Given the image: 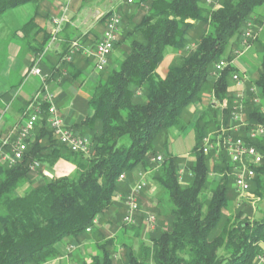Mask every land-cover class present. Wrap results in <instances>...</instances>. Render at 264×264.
<instances>
[{
  "label": "trees",
  "instance_id": "trees-1",
  "mask_svg": "<svg viewBox=\"0 0 264 264\" xmlns=\"http://www.w3.org/2000/svg\"><path fill=\"white\" fill-rule=\"evenodd\" d=\"M28 3L36 6L34 15L21 30L31 44L29 33L36 26L42 0H0V17ZM117 10L122 26L114 49L120 47L122 58L117 66L99 71L85 101L89 112L74 130L69 126L89 138V153L71 151L53 136L45 111L48 102H42L44 113L26 139L22 157L13 165L0 162V264H44L58 256L56 245L63 239L80 243L92 235L99 224L93 223L95 218L98 220L115 204L118 193L127 194L118 190L120 181L129 185L127 177L137 169L142 170L138 173L149 170L159 150L163 158L155 162L153 177L173 206L168 226L152 230L148 243L141 242L135 249L128 247L122 263L114 261L110 248L102 244L98 247L100 255L88 254L79 264H256L257 255L264 256L260 246L264 243V214L251 219L240 208L223 214L228 205L227 191L233 190L229 163L223 154L218 158L204 154L201 141L221 125L215 100L228 102L223 109L224 127L228 126L232 106L231 76L237 69L229 63L217 77H211L213 67L221 58L228 62L235 58L234 50L247 22L251 20L256 28L263 19L264 0H217L210 5L205 0H124ZM42 11L49 15L48 9ZM110 12L102 14L98 23L105 24ZM138 13L141 16L135 21ZM64 28L59 32L62 49L46 72L45 81L59 80V85L65 86L75 75H71L73 60L63 59L74 33L67 36ZM88 34L82 42L89 39ZM50 37L51 30L37 28L31 40L35 55L43 53ZM190 41L194 46L189 49L186 46ZM256 41L255 36L250 43ZM168 51L173 57L167 62ZM259 57L256 77L246 84L247 125L240 135L254 124L264 126V45ZM83 62L84 66H94L91 56H84ZM251 85L258 89L256 94L250 90ZM207 91L214 100L192 124L183 125L181 117L186 107ZM21 109L26 117V106ZM187 125H192L195 144L193 159L186 160L169 152L167 138L170 128L182 130ZM11 142L0 141V151L9 152ZM253 143L262 161L250 193L264 200V135ZM62 157L73 163L71 175L53 176L16 194L29 182L34 162L52 165ZM181 167L184 173L179 180ZM121 173L125 175L123 180H119Z\"/></svg>",
  "mask_w": 264,
  "mask_h": 264
},
{
  "label": "built area",
  "instance_id": "built-area-1",
  "mask_svg": "<svg viewBox=\"0 0 264 264\" xmlns=\"http://www.w3.org/2000/svg\"><path fill=\"white\" fill-rule=\"evenodd\" d=\"M132 2V0H126ZM217 0H205L208 5L214 4ZM68 6L64 5L61 9V13L51 19V37L43 53L38 54L35 59V64L30 68L31 74L39 76L43 81L48 77L47 73H42L38 63L43 55L50 49L51 46L58 40L59 32L62 29L63 24L67 21ZM100 15L98 16V18ZM122 26V16L112 11L106 18L103 30L100 37L95 43L92 49L86 47L82 48L77 39L72 40L67 54L64 56V60L71 62L74 55L78 51H82L84 54L91 56L94 61V68L97 72L104 69L108 63L114 46L119 38L120 30ZM252 21L249 20L246 27L243 29L239 47L234 50L236 56L241 55L248 47H250V40L256 36V30ZM236 58V57H235ZM234 60V59H233ZM233 60L228 62L225 58L218 60L212 70L211 77H217V75L223 71V69L230 63L233 64ZM232 82L230 86V92L232 94V106L229 113L228 126L222 124L223 109L228 105L227 100H215V107L220 111L219 120L221 125L219 129L211 131L206 134L201 141V151L204 154H213L214 158L220 157L222 154L227 157L229 163L228 174L232 178V188L238 198H243L250 194L252 180L255 176L256 168L261 165L262 154L256 148L252 140L264 135V126L262 124H254L244 135H240L243 127L247 125V121L244 119V101L247 98V81L248 78L242 74L239 70L232 73ZM250 90L256 94L258 89L255 86L250 87ZM214 100V99H213ZM256 104L259 103V98L255 96L253 98ZM42 102H48L47 109V121L52 130V134L57 138L59 142L64 144L67 148L74 152L89 153L90 140L87 136L79 135L73 132L69 126L65 123L62 116L59 114L56 105L54 103V94L48 89L46 84L34 94L30 100L29 105L26 108V117L23 121L21 128L19 129L16 137L10 144V151H0V161L9 165L15 164L23 155L26 150V139L30 136L32 129L38 119L41 118L44 110L42 109ZM237 134V135H236ZM6 144L7 141H2ZM163 158L161 154L154 156V162H160ZM38 163L34 162L31 167L37 166ZM184 169L181 167L178 170V178L182 180ZM125 178L124 173L119 175V180ZM146 185L145 173L139 172L137 174V181L131 187L130 191L124 196L121 193L116 195L117 200L123 199L126 203L125 212L122 217V221L125 224H135V216L139 211L137 202V194ZM256 199H259L255 197ZM239 204V203H238ZM144 222L148 227V215L144 218ZM97 224V218L93 221ZM91 227L87 228L90 231ZM73 246L69 247L68 251H73ZM256 264H264V256L257 255Z\"/></svg>",
  "mask_w": 264,
  "mask_h": 264
},
{
  "label": "crops",
  "instance_id": "crops-1",
  "mask_svg": "<svg viewBox=\"0 0 264 264\" xmlns=\"http://www.w3.org/2000/svg\"><path fill=\"white\" fill-rule=\"evenodd\" d=\"M91 2L87 3L84 0H76L74 5L70 6L67 13V21L63 24V28L67 32V36L74 33L77 41L81 44L82 48L86 47L92 49L97 42L98 38L101 35L104 24H98V27H92V23L98 20V16L104 13H107L111 10H117L119 5H122V0H110L106 2L105 0H90ZM94 6V9L91 12L85 8V6ZM40 9L46 10V6L41 5ZM35 5L32 3V15H34ZM40 11L39 14L35 16V25L29 33V43L24 37V33L21 30V26L25 23H18L16 27L12 29H7V33L4 34L3 41L9 40V37H12L15 40V43L8 44V54L5 57L1 68H0V113L3 115L0 117V141H4V138H9L12 135H17L19 129L21 128L25 117H21V108L29 105V101L32 99L34 94L41 88L42 85L46 84L48 89L54 94V103L59 114L64 119L65 123L70 126L72 123H77L83 119L84 113L89 110L85 108V101L88 97V94H83L84 85H93L98 77V72L95 70L94 66H84L83 57L88 56L82 51L75 55L73 58V63L71 64V75H75L74 78L68 79L65 86L59 85L58 81H43L39 76L31 74L29 72L30 68L35 64L36 56L33 52V42L32 37L36 32L38 27H43L47 30H51L52 15L44 14V11ZM10 13V14H9ZM11 12H8L1 22L5 24L6 17H10ZM30 16V17H31ZM29 17V19H30ZM15 18H17L15 16ZM28 19V20H29ZM66 22L68 24H66ZM258 30L256 32L257 41L250 45L244 52L248 54L249 58L253 63L260 64V51L264 45V17L261 19V22L257 26ZM93 29V31H92ZM64 33V32H63ZM89 33V39L82 42L84 39V34ZM96 42L93 41L94 38ZM60 40V38L58 39ZM10 41V40H9ZM72 42V41H71ZM4 50V47H2ZM1 48V50H2ZM259 48V49H258ZM60 42L54 43L51 50L47 51L41 58L38 66L42 73L49 71L52 62L57 59V54L61 51ZM21 51V52H20ZM117 60L115 61V59ZM118 54L113 50L109 59V65L111 67L117 66ZM233 65L244 74L248 80H252L256 77L250 67L245 63L239 62L237 59L233 60ZM239 69H238V68ZM233 82L231 83V85ZM211 94V93H210ZM213 97V95L211 94ZM65 100V105L62 106L61 101ZM28 103V104H27ZM6 110V111H5ZM192 126V125H190ZM170 132L175 133L174 128H170ZM16 136H12L11 138ZM194 146V144H193ZM193 148V147H192ZM169 150V149H168ZM192 151V150H191ZM171 152V151H169ZM172 153V152H171ZM186 159H193V156H182ZM213 175V173H212ZM218 176L214 174V177ZM102 224H99L101 227ZM94 239L91 236L88 239L82 240L80 243L76 242L74 239L65 238L59 242L56 247L58 249V256L44 264H74L79 263L80 261L86 260L83 253V247L86 249H91V244H93ZM84 244V246H83ZM74 246L75 252L68 251L69 247ZM261 248L264 251V243H260ZM88 247V248H87ZM87 251V250H86Z\"/></svg>",
  "mask_w": 264,
  "mask_h": 264
},
{
  "label": "rangeland",
  "instance_id": "rangeland-1",
  "mask_svg": "<svg viewBox=\"0 0 264 264\" xmlns=\"http://www.w3.org/2000/svg\"><path fill=\"white\" fill-rule=\"evenodd\" d=\"M76 0H42L41 5L46 6V9L49 11V15L54 16L55 14L59 13L64 5L69 7L74 5V2ZM124 2V0H122ZM84 2H91L90 0H84ZM106 2H110V0H105ZM34 5V4H33ZM70 5V6H69ZM42 7V6H41ZM85 8L88 10V12H91L94 9V6H88L86 5ZM119 13H121L118 10H111ZM10 17H6L5 24L1 22L2 18L6 16L7 14H3L0 17V68L1 65L7 56L9 50L8 44L15 43L16 39H13L12 37H9L10 40H4L3 36L7 33V29H12L18 25V23H24L26 22L29 17L32 15V3H28L25 5H21L15 9H12ZM10 14V13H9ZM102 15V14H101ZM100 15V16H101ZM15 16L17 18H15ZM141 16V13H138L135 17V21H138ZM93 21V20H92ZM90 22L92 27H98V20L94 21L92 23ZM100 25V24H99ZM7 28V29H6ZM258 30V27L256 26L255 30ZM256 30V31H257ZM93 31V29H92ZM59 39V36H58ZM59 43L60 40H57L56 43ZM194 45L190 41L187 44V48H192ZM4 47V50L3 48ZM124 47V46H123ZM2 48V50H1ZM52 46L48 51H50ZM259 49V48H258ZM116 54H118V59L121 56V49L115 48ZM11 52V51H10ZM9 52V53H10ZM21 52V51H20ZM173 54L171 51H168L166 53V60L170 61L172 59ZM234 60H238L239 62L245 63L250 67V70L253 71V73L256 75V70L258 69V64L253 63L251 59L249 58L248 54L246 52H243L239 56H235ZM117 58L115 59V61ZM107 68H110L111 65H107ZM238 68V67H237ZM239 69V68H238ZM99 74V72H98ZM232 83V82H231ZM91 85H84L83 86V94H88L90 91ZM213 97L211 96L210 92H204L201 95V98L199 100L194 101L189 106H187L186 110L182 113V124L190 123L192 124L200 112L203 110V108L206 106L210 100H212ZM62 106L65 105V100L61 101ZM6 111V110H5ZM3 115L0 113V117ZM21 117H25L22 116ZM77 123H72L70 125V128L74 130L73 127H76ZM76 129V128H75ZM175 133L172 131H168V147L169 151L172 152L173 156H188L191 155V150L194 143V131L193 128L190 125H187L184 129H176L174 127ZM76 131V130H75ZM77 132V131H76ZM12 136H16L12 135ZM11 136V137H12ZM2 137V135H0ZM4 138L7 142H11L13 138ZM157 153H162V151H158ZM187 160V159H186ZM1 162V161H0ZM153 163V162H152ZM209 166L211 168V164L213 163L212 159L208 162ZM31 169V178L29 182H25L23 185H21L17 190L16 194H22L24 190L29 186H34L37 184H40L44 182L47 179H50L53 176H59V175H71L74 172V165L72 162L69 161V159H66L65 157L57 159L52 165L48 164H38L37 166L30 167ZM157 165L154 162L150 165V169L147 171H144L142 173H145V179H146V185L144 188L137 194V202L139 206V211L136 213L135 218V224H123L122 222V215L126 208V203L124 200H113L115 204H113L106 212H104L97 220V223L102 224L101 227H99V224L97 227H95V231L92 235L88 236L86 239L93 236L94 242L91 244V249H86L83 247V253H87L85 255V258L88 257V254H99L100 251L98 249L99 245L106 244L107 248H110V252L113 255V259L116 262H124L126 250L128 247L137 248L138 244L141 242L148 243L150 235L154 230H157L159 227L166 228L168 226L169 220H170V214L169 210H171L172 203L168 200L167 193L159 187V185L154 180V173H156ZM138 171H142L141 169H137ZM138 171H135L132 177L127 179H130L133 183L135 180H137V173ZM218 177V176H215ZM132 178V179H131ZM214 178V177H213ZM128 185L125 181H120V185L118 190L119 191H130L132 183ZM206 195H209L207 192V188L205 189ZM227 201L228 205L223 208V214L224 215H230L234 210L241 209L243 210L247 216H249L251 219H257L259 217H262L264 214V200L263 199H256L253 193H250L248 196H245L243 198H238L237 195L233 190L228 189L227 191ZM239 203V204H238ZM147 215H154L156 218V223L154 224L153 228L147 227L144 218ZM157 228V229H156ZM153 230V231H152ZM152 231V232H151ZM108 240V241H107ZM84 246V244H83ZM88 248V247H87ZM74 249V246H73ZM87 250V251H86ZM75 252V251H73ZM89 259V258H88ZM79 264V263H74Z\"/></svg>",
  "mask_w": 264,
  "mask_h": 264
},
{
  "label": "bare ground",
  "instance_id": "bare-ground-1",
  "mask_svg": "<svg viewBox=\"0 0 264 264\" xmlns=\"http://www.w3.org/2000/svg\"><path fill=\"white\" fill-rule=\"evenodd\" d=\"M151 162L154 163V158H152ZM155 223H156L155 216L154 215H148V226H149V228H153Z\"/></svg>",
  "mask_w": 264,
  "mask_h": 264
}]
</instances>
